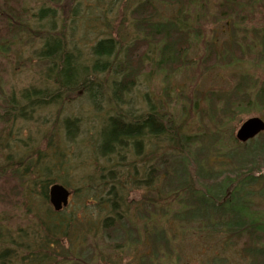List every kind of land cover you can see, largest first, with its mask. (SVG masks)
<instances>
[{"label": "trees", "instance_id": "16d2710c", "mask_svg": "<svg viewBox=\"0 0 264 264\" xmlns=\"http://www.w3.org/2000/svg\"><path fill=\"white\" fill-rule=\"evenodd\" d=\"M12 1L1 3L4 9L0 14L4 12L1 15L5 16L0 29L5 34H0V50L8 52L3 45L10 38L12 45L38 42L35 56L46 66V85L28 86L20 99L12 93L0 103V152L9 149L6 160L0 163V196L2 200L7 197L10 203L14 189L22 190L29 199L35 198L36 193L48 211L38 210L28 229H0V264H96L97 257L83 244L89 234L97 242L101 231L110 247L136 251L123 264L171 263L174 239L183 240L190 229L217 236L221 253L237 252L247 261L237 264H264V131L243 143L233 137L232 147L224 142L227 116L234 115L235 99L251 103L247 95L239 92L246 89L252 76L241 75L243 83L232 92L215 91L203 96L206 101L209 99L216 115L211 123L220 131L213 134L217 141L211 143H208L211 124L203 122L206 130L201 135L189 134L188 129L182 131L147 95L143 112L125 109L128 95L143 69L150 42L159 46L154 64L162 70L192 65L194 61L186 60L185 55L191 39L195 38L206 40V58L201 60L206 68L221 62V58L226 62L244 58L253 49H258L255 57L260 60L259 66L264 63V26L247 29L245 23L253 17L257 6H264V0H142L131 10L130 21L138 35L126 46L124 54L122 41L108 31L91 42L88 53L83 54L76 45L69 47L65 32L57 31L55 26L56 9L48 6L47 0L41 1L43 5L34 15L43 27V20L50 17L51 22L45 20L49 34L38 37L40 30L30 31L22 21L27 2ZM157 4H174L177 11L170 18L161 17ZM191 5L196 19L211 16L215 23L226 21L229 39L223 42L222 48L215 37L204 39L200 29L194 28L197 26L185 24L184 10ZM72 18L77 21V14ZM82 23L90 27L93 20ZM80 92L94 111L110 115L105 118L94 144L102 164L97 167L96 189H92L94 178L87 177L84 192L77 193L80 208L71 212L65 208L55 211L49 205L50 187L55 183L67 187L70 180L66 175L62 178L59 172L66 174L69 162L58 148L55 131H50L47 149L42 151L37 144L32 145V134L15 139L21 132L12 131V127L18 120L34 121V115L50 104L67 102ZM256 98V106L264 105V85ZM218 101L221 108L216 106ZM200 102L195 108L204 119ZM63 127L66 140L75 142L81 131L79 119L65 117ZM212 149L218 152L216 156L208 155ZM21 152L23 157L19 155ZM10 174L16 180H10ZM133 190L140 191L141 197L137 200H129ZM94 212L99 215L98 220L92 218ZM70 237L75 241L74 247L63 249L62 240ZM56 246H62L59 252ZM218 256L213 261L218 260L219 264L229 261L226 256Z\"/></svg>", "mask_w": 264, "mask_h": 264}, {"label": "rangeland", "instance_id": "374dc122", "mask_svg": "<svg viewBox=\"0 0 264 264\" xmlns=\"http://www.w3.org/2000/svg\"><path fill=\"white\" fill-rule=\"evenodd\" d=\"M3 1L4 0H0V11L4 9L1 4ZM25 1L27 2V9L23 14L22 19L24 25H27L30 28V31L40 30L39 33L41 34L38 37L42 38L46 33L49 34L46 21L51 22L52 20L49 19L50 17L43 20V27L38 24V18L34 15V13H36L43 5L41 4V1L45 2L46 0ZM54 1L55 0L51 2V0H47L46 2L48 6L50 5L56 9L57 21H55V26L58 29L57 31H64L65 36L69 41V47L76 45L77 49H80L83 54L89 52V45L91 42H93L96 37H99L104 31H108L109 34L117 36L122 41V47H120L123 54L126 52V46L137 37L136 35H138L130 21L132 19L131 10L142 0H98L99 2H97V0ZM215 1L218 0H213V2ZM157 6L159 15L164 18L174 16L177 11V6L174 4H157ZM184 12L187 14L185 24L189 23L197 26L194 28L200 29L204 35V39L206 36L215 37L217 45L221 48L223 42H225L226 39H229V28L225 20H220L215 23L211 16L204 19H196L193 5L186 8ZM212 12L214 13V9ZM263 12L264 6H257L253 17H249L250 20L245 22L247 29H251V27L261 28L264 26ZM75 13L77 14V21L72 18ZM1 14L5 13L3 12ZM1 14L0 27L4 25L3 16H5ZM161 17L158 16L159 19ZM88 19L93 20L90 27H87L82 23ZM1 33H4V31H1L0 29V34ZM35 34L36 33H34V35ZM24 38H26V32L23 34V39ZM249 38L252 39L253 36L250 35ZM11 39L12 38L7 40V42H4L6 45H3L8 52L4 53L3 50H0V53L3 55H0L1 104H3L4 102L2 101L8 99L12 93L19 98L22 91L28 86L34 85L42 88L46 85V82L44 81L46 66L44 63L38 61L35 56V51H38L39 49V43L31 44L29 42L27 44H21L18 42L16 45H12L10 43ZM205 41L206 40L202 41L200 39L196 40V38L191 39V47L186 51L185 59L194 61V63L190 66H182V68L176 70H162L156 67L154 61L158 57L159 46L156 42H150L148 50L146 49L147 56L144 61L143 69L139 77L136 79L134 88L128 95L129 103L125 106V109H128V111L131 112H136L137 110L143 112L144 109H146L144 99L145 95H147L151 100L153 99L152 101L157 103V105L161 106L162 110L166 113L165 117L172 121L175 127L180 128V130L182 129V131L187 132L186 130L188 129L190 131L189 134H195L197 132L198 135H201L200 133H204L206 130L204 123L211 124V135L208 139V143H211V141H217V136L213 134H220V131L215 129L211 123L213 120H216V115L212 112V106L209 99L206 101L203 99V96L208 93H215V91H220V93L232 92L238 87V85L243 83L244 80L241 79V75L250 74L252 76L251 80H249L250 84L246 86V89H240L239 93L240 95H247L251 103L247 104L239 101V98L235 99L233 105L235 111L233 113L234 115L227 116L228 124L226 121L224 142L227 143L228 147H232L233 137L240 142L236 138V132L246 119L253 116H259L264 120V105L258 104L256 106V104H254L257 100L256 97L260 87L264 85V63L262 61L259 66L258 62L260 60H256L255 57L258 49H253L250 53H247L244 58L234 60L233 62L222 61L221 58L219 59L221 62L216 63L210 68H206L205 65H202L201 63V60L206 58L207 53L205 50ZM0 45H2L1 42ZM123 54L120 57H122ZM198 61H200L201 64ZM199 101H201L200 107L204 110L206 116L204 119H202L200 112L198 113L196 111V108L199 107ZM106 106L107 104L105 102L103 106L104 113L107 109ZM216 106H218L217 108H221V102L218 101ZM2 107H4V105H2ZM93 108L92 105L87 102L83 92H80L79 95L70 97L67 102L65 101L62 104H50V106L47 107V109H44L43 112L34 115V121L25 122L18 120L12 127V131L21 132L19 135L15 136V139H23L25 138L24 136L28 137L32 134V145L37 144V147H40L42 151L47 149L46 144L50 139V134L52 131H55L53 133L56 142L58 143V148L61 153L64 154L67 162H69V169L66 174L63 171H59L60 174H62V178H64L63 175H66L65 177L70 179L67 187L72 192L71 201L65 208L68 212H71L72 209L75 210L76 207L80 208V198L77 193L80 191L84 192V182L88 179L87 177L94 178L92 189H96L94 188V181L98 177L97 167L102 164V161L95 151L94 144L96 143L95 140H98L97 135L104 124L105 118L110 115L98 113V111H94ZM65 117L79 119L81 131L75 142H69L64 137L65 130L63 124ZM217 120V122H219V118ZM55 127L58 129L57 131L53 129ZM217 143L218 142H216V144ZM17 144H19L18 141ZM220 144L221 143H218L217 146H221ZM163 145L164 144H162V146ZM209 145L210 144H208V146ZM211 147L212 146H209V148ZM8 151L9 149L0 152V163H3V161L6 160ZM216 154H218V152L213 149L208 153L209 156H216ZM19 155L23 157V152ZM9 177L12 181L16 180L15 176L12 174H10ZM32 178L33 177H31V179ZM15 190L16 189L11 193L12 198L10 203L7 201V197H4V200H2V196H0V229L4 228V231H6L7 228L13 230L21 228L28 229L31 222L35 219L34 214H36L38 210L42 212L48 211V207L45 203L38 200L39 197L36 196V193H34L35 198L29 199L24 197L22 190ZM36 190H38V188ZM138 192L140 191H131L129 193V200H137L140 198L141 196ZM49 205H51L50 201ZM260 206L263 208V205ZM88 216L91 217V214L89 213ZM92 218H99V215L94 212L92 213ZM97 223L99 224V222ZM99 234L97 242L94 236L89 234L87 240L83 244L89 248V250L91 249L93 254L97 257L95 261L96 264H100L101 262L102 264H123L124 262H128L127 260H129V258L131 259V257L134 256V253L136 252L135 250L132 251L131 248L124 247L112 248L110 247L106 236L103 235V232L101 231ZM217 240V236L210 237L208 233L204 234L195 229H190L189 232H187L186 238L183 240L174 239L173 245L175 250L173 261H171V263H160L219 264L218 260L213 261V258L218 255H221L218 256V258L225 256L228 257L229 261L226 262V264L245 262L237 252L227 250L226 252L221 253V251L218 250L219 247L216 242ZM62 242L64 244L63 249H70L75 245V241L71 237L68 239L64 238ZM79 246L81 247L82 245ZM60 248H62V246H60ZM60 248L56 246L58 252ZM165 253L166 251L163 250L164 256ZM178 256H180V261L177 262ZM104 259H106V263L104 262Z\"/></svg>", "mask_w": 264, "mask_h": 264}, {"label": "water", "instance_id": "95a60500", "mask_svg": "<svg viewBox=\"0 0 264 264\" xmlns=\"http://www.w3.org/2000/svg\"><path fill=\"white\" fill-rule=\"evenodd\" d=\"M263 131L264 120L259 116L249 117L237 129L236 138L241 142H246ZM70 194V190L60 183H55L50 187L49 199L55 211H60L68 204Z\"/></svg>", "mask_w": 264, "mask_h": 264}]
</instances>
